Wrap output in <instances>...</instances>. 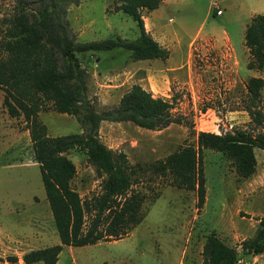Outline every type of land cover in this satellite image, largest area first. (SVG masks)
<instances>
[{"label": "rangeland", "instance_id": "rangeland-1", "mask_svg": "<svg viewBox=\"0 0 264 264\" xmlns=\"http://www.w3.org/2000/svg\"><path fill=\"white\" fill-rule=\"evenodd\" d=\"M42 1L0 0V55L20 6L39 10ZM229 1L165 0L158 20L152 11H143L149 33L170 51L167 59L135 60L122 48L78 54L90 74L89 97L99 109L117 106L134 84H141L169 100L183 119L161 130L103 121L102 141L125 153L132 164L148 167L183 146L198 148L200 131L259 130L246 110L252 103L247 82L252 76L264 77V71L248 67L245 32L250 20L241 6ZM116 5L117 0L69 5L66 19L72 36L79 43L138 38L137 21L116 11ZM4 99L0 89V264H26V252L59 244L60 237L26 119L11 116ZM40 119L50 136L83 131L76 116L55 111L51 102ZM201 153L209 197L202 210L196 191L172 185L168 176L142 174L135 188L147 195L143 221L119 240L65 246L59 264H202L206 236L212 231L232 246L252 237L264 215V150L255 149L257 169L249 178L241 177L224 153L210 148ZM68 156L77 166L73 186L81 196L99 194L102 178L87 155L74 149ZM12 256L19 260L11 262ZM238 264H264V253L242 255Z\"/></svg>", "mask_w": 264, "mask_h": 264}, {"label": "trees", "instance_id": "trees-1", "mask_svg": "<svg viewBox=\"0 0 264 264\" xmlns=\"http://www.w3.org/2000/svg\"><path fill=\"white\" fill-rule=\"evenodd\" d=\"M82 0H43L39 10L22 4L6 30L0 55V89L4 105L13 117L24 115L36 161L53 213L60 243L33 249L23 255L26 264L43 261L59 264L65 246H85L128 236L144 219L147 195L136 189L151 172L168 176L178 188L197 192V208L207 200V179L201 151L210 148L231 159L237 173L251 177L257 169L256 148L264 150V77L247 82L252 103L246 110L258 131L236 130L224 133L200 131L198 148L186 145L165 159L144 167L132 164L123 152H116L101 139L103 121L132 122L142 128L161 130L182 123L172 103L141 84H134L117 106L99 109L89 97V71L78 54L122 48L135 60L167 59L168 48L147 30L142 12L158 9L163 0H117L116 11H124L137 21L140 36L79 43L66 19L69 5ZM250 53L248 67L264 71V13L251 18L245 32ZM51 102L59 113L76 116L82 133L50 136L40 112ZM256 104V106H253ZM84 152L102 178L101 192L84 199L73 186L77 174L71 150ZM142 172V173H141ZM264 253V216L252 237L240 246L228 244L215 231L206 236L202 264H238L242 255ZM17 256L10 257L15 263Z\"/></svg>", "mask_w": 264, "mask_h": 264}, {"label": "crops", "instance_id": "crops-1", "mask_svg": "<svg viewBox=\"0 0 264 264\" xmlns=\"http://www.w3.org/2000/svg\"><path fill=\"white\" fill-rule=\"evenodd\" d=\"M224 1L230 2L229 0H224ZM234 1H235V6H241V11L246 12V14L248 15V19L250 21L254 15L264 13V0H234ZM168 5H171V4H168ZM165 6H166L165 0H163V3L161 4V6L158 9H155L152 11V13H153L152 18L155 17L156 20L160 19L161 14L163 13V9ZM144 11H147V10H144ZM152 23H155V22L152 21ZM263 199H264V196H263ZM208 201H209V197L207 195L206 203ZM257 223H259V219L257 220Z\"/></svg>", "mask_w": 264, "mask_h": 264}]
</instances>
